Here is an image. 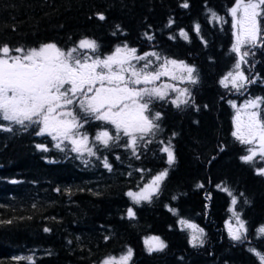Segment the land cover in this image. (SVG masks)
<instances>
[{
	"label": "trees",
	"instance_id": "16d2710c",
	"mask_svg": "<svg viewBox=\"0 0 264 264\" xmlns=\"http://www.w3.org/2000/svg\"><path fill=\"white\" fill-rule=\"evenodd\" d=\"M188 2L190 7L184 9L180 7L183 0H0V44L30 48L54 42L68 50L80 39L91 38L98 41L103 56L127 42L141 54L155 50L194 64L200 75L199 85L184 84L192 87L199 111L195 107L177 110L161 101L152 105L163 114L155 141L167 142L175 133L178 164L151 205H133L126 192L138 191V184L142 187L167 167L165 155L159 152L161 145L155 141L147 149H138L140 159L115 144L111 149L96 144L101 159L87 154L78 159L76 153L65 156L53 147L50 137L36 136L33 129L0 132V221L13 220L10 225L0 224V264H28L16 259L22 254L32 256L35 264H101L107 256H119L129 247L134 250L132 264H260L247 251L249 244L234 246L228 238L225 223L231 197L217 185L226 184L237 196L244 192L252 201L244 205L241 197L236 207L248 221L251 246L264 253V238L256 239V229L264 225V177L239 159L246 154V146L231 135L234 111L227 103L264 96V84L251 85L245 95L230 94L219 84L235 63V54H229L233 37L227 15L234 0ZM205 4L228 19L223 31L210 22ZM97 13H103L106 20H98ZM169 18L174 20L172 27H167ZM195 23L200 24L207 47L196 35ZM181 29L188 33L190 43L179 36ZM145 31L154 34L155 40L144 39ZM249 61H256L255 68L248 73L245 66L246 74L264 79V50H257ZM85 130L94 137L99 122L85 125L81 131ZM109 130L114 132L110 126ZM38 143L52 150L38 151ZM218 145L225 150L219 152ZM104 157L112 165L111 172L103 167ZM82 160L90 162L86 166ZM199 183L204 187L198 188ZM69 189L71 195L66 194ZM129 207L136 209L134 220L126 218ZM180 218L204 229V247L190 245L188 234L178 224ZM45 227L51 231L45 232ZM153 236L167 243L163 252L146 250L145 240Z\"/></svg>",
	"mask_w": 264,
	"mask_h": 264
},
{
	"label": "snow or ice",
	"instance_id": "6c2138e0",
	"mask_svg": "<svg viewBox=\"0 0 264 264\" xmlns=\"http://www.w3.org/2000/svg\"><path fill=\"white\" fill-rule=\"evenodd\" d=\"M180 7L189 8L188 0H183ZM205 8L210 22L214 21L220 25V30L223 31V25L229 23L228 19L207 8L206 4ZM227 15L231 17L233 37L229 54H235V63L219 80V84L230 94L245 95L251 85L258 81L264 84V79L259 75L250 76L245 71V66L248 73L254 70L256 61L250 63L249 58L255 57L257 50H264V0H234L233 6L227 10ZM96 18L100 21L106 20L103 13H97ZM173 23L174 20L169 18L167 27H172ZM115 27L117 31H122L120 25ZM200 28L199 23L194 24L196 35L207 47V41L201 36ZM116 34V31L112 33L113 36ZM142 35L150 43L155 40L154 34L147 31ZM179 36L191 42L185 30L181 29ZM175 38L169 36V39ZM100 47L98 41L91 38L80 39L68 50L60 48L54 42L30 48H13L6 43L0 44V121L7 122L0 123V132L16 134L17 128L20 131L33 129L36 136L50 137L55 142L53 147L56 150L65 156L70 152L76 153L78 159L83 158L85 154L101 159L97 155L96 144L104 149H111L114 144L122 146L130 150L136 159H140L138 149H147L161 129L159 121L163 119V114L152 109L155 102L171 104L181 111L187 107L200 110L192 95V87L179 88L174 83L162 81V78H167L193 87L199 85V69L194 64L155 50L141 54L127 42L116 45L111 53L103 56L100 54ZM227 103L234 110V130L231 135L240 145L246 146V154L241 155L239 159L249 165L255 175L264 177V166L256 167L258 163L264 164V96H249L240 105L233 100ZM93 121L99 122L100 130L91 137L86 130L81 129ZM109 126L114 132L109 130ZM175 136L173 133L167 142L155 141L161 145L159 152L165 155L167 167L153 175L142 187L138 184V191L126 192L133 205H151L154 198H159L170 170L178 164L173 143ZM125 137L127 139L124 144L120 145V141ZM35 148L41 152L52 150L46 143H38ZM224 150L222 145H218L219 152ZM82 162L87 166L90 161ZM102 163L109 172L113 170L107 157L103 158ZM136 171L143 174L145 170ZM197 187L203 188L204 185L199 183ZM217 188L231 197L229 211L235 224L233 225L231 220L228 222V238L234 246L249 244L247 251L255 255L260 264H264V253L251 246L248 221L236 207L241 197L244 205H251L252 201L244 192L237 196L226 184L217 185ZM56 191L60 192V189L57 188ZM66 194L71 195V190H67ZM207 198H211L210 194ZM168 210L178 215L177 210ZM126 218L136 219V209L127 208ZM12 223L13 220L0 221V224ZM178 224L182 226L181 231H190L189 243L193 248L204 247L207 234L203 228L183 218L178 220ZM44 231L51 230L45 227ZM262 238L264 225L256 229V239ZM149 240L155 241V244L150 245ZM145 245L149 254L163 252L168 247L158 236L147 238ZM133 257L134 250L129 247L119 256H107L101 264H132ZM16 259L35 264L32 256H20Z\"/></svg>",
	"mask_w": 264,
	"mask_h": 264
},
{
	"label": "rangeland",
	"instance_id": "374dc122",
	"mask_svg": "<svg viewBox=\"0 0 264 264\" xmlns=\"http://www.w3.org/2000/svg\"><path fill=\"white\" fill-rule=\"evenodd\" d=\"M82 51V50H81ZM162 81L163 82H166V83H174V84H176V86L177 87H179V88H183V87H186L184 84L185 83H181V82H178V81H171V80H167V78H162ZM172 95L174 96L175 95V93H172ZM245 99H247V98H245ZM245 99H243L242 101H236V100H233V101H235L238 105H240V104H242L243 102H244V100ZM234 111V110H233ZM233 116H234V114H233ZM234 127V126H233ZM263 166H264V164H263ZM232 221V223H233V225L235 224V221H234V219L232 218V213H230V215H229V217H228V219H227V221H226V223H225V227H226V230H227V225H228V222L229 221ZM191 222V221H190ZM193 223V222H192ZM186 231V233L188 234V237H189V239H190V231L189 230H185ZM227 232H228V230H227ZM150 238V237H149ZM149 244L151 245V244H155V241H151V240H149ZM20 256H24V257H28L29 255H24V254H22V255H19V257Z\"/></svg>",
	"mask_w": 264,
	"mask_h": 264
}]
</instances>
